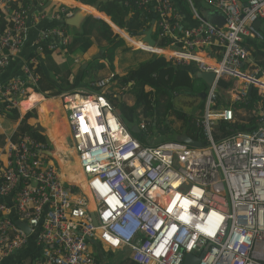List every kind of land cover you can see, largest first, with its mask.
Here are the masks:
<instances>
[{"label": "built area", "instance_id": "built-area-1", "mask_svg": "<svg viewBox=\"0 0 264 264\" xmlns=\"http://www.w3.org/2000/svg\"><path fill=\"white\" fill-rule=\"evenodd\" d=\"M186 1L195 25L185 23L174 0H136L154 15L152 37L157 31L154 45L140 48L215 75L195 121L204 145L145 144L132 136L105 94L113 76L95 83L97 93H62L60 98L69 99L66 145L84 174L86 195L62 178L43 153L44 144L27 133L14 139V132L2 133L0 126L5 139L0 145V264L31 238L39 250L32 264H97L93 245L111 251L126 246L123 257L135 264H185L188 254L200 255L197 264H264V70L251 64L243 44L246 38L264 39L256 26L264 22V0H202L223 14L220 27L202 16L193 0ZM7 2L0 0V20L8 21L0 30V75L25 45L29 30V7L11 8ZM65 12L62 7L50 18L60 21ZM67 42L61 27L38 32L20 75L0 81V110L1 105L20 109L38 87L36 67L44 48L64 51ZM225 75L236 81L227 91L233 101L245 99L251 85L262 106L255 129L217 140V123L235 122L232 106L215 107L217 83ZM139 129H147L144 120Z\"/></svg>", "mask_w": 264, "mask_h": 264}, {"label": "trees", "instance_id": "trees-1", "mask_svg": "<svg viewBox=\"0 0 264 264\" xmlns=\"http://www.w3.org/2000/svg\"><path fill=\"white\" fill-rule=\"evenodd\" d=\"M44 1V0H42ZM60 1L64 6L69 7H81L84 5L92 6L96 8L92 13L94 16L102 17L107 21H110L112 28L115 32L119 33L122 37H126L130 43L134 46H144L140 40H134L131 37H141L142 33L146 31L153 21L154 15L152 12L147 14L146 10L139 7L136 0H55ZM177 2L178 6L181 8L183 13V19L185 23L190 25H195L194 21L190 20L189 5L186 0H174ZM48 3V1H45ZM24 6H38L39 0H8L7 5L11 8H16L19 4ZM195 5L197 6L196 0ZM69 11L65 12L68 13ZM107 15V16H106ZM58 21V20H56ZM4 19L0 20V30L4 28ZM117 26V27H116ZM68 31V43L63 47L64 52L68 54H73L76 51L80 53H85L94 44L99 48L101 57L99 59L91 60L88 62L87 68L83 71L81 82L88 87L89 90H97L95 85V77L91 76L95 70H102L106 68V64L100 60L107 61V66L114 72V59H119V67L123 69V75L119 73H114L112 77L111 85L108 87L110 90L109 98L119 102L117 95L122 90L128 86L126 92L133 95V104L129 105L123 100L118 103L119 109L122 111L119 113L118 108L116 109L117 114L121 120L131 126L134 123L139 122V116L142 115L145 118H150L153 125L158 122L153 121V116L157 112V106L159 104H164L166 106L170 105L172 97L174 94H194L198 100L197 110L199 114L203 113L205 100L201 98L200 93H206L209 86L196 76L198 73V67L196 66V72H192L189 69V65L179 66L174 64L171 60H167L163 56H158L156 54L147 53L141 49L134 50L131 45H129L119 34L114 33L110 25L100 18H95L91 15L87 16L79 29L74 27L63 25ZM120 29H119V28ZM122 29V30H121ZM129 35L124 33V31ZM131 36V37H130ZM153 38L157 39V31L153 32ZM164 44L161 42L162 45ZM243 44L250 50V54L256 59L257 66L264 69V42H257L253 39L246 38ZM159 52V49L155 50ZM56 51L44 48L41 53V59L44 61L47 68L48 74H45L40 63L37 65L36 70L39 73V83L38 87L35 89V93L43 94L45 98H51L58 96L67 91H73L74 82H72V76L75 72L71 68L68 61L63 65H59L55 62L53 53ZM261 58V59H260ZM80 69V67H78ZM235 79L229 76H223L219 79L217 83V97L218 100L215 103L216 107L220 106H232L235 112L242 109L245 115L237 114L236 121L234 123H226L219 121L215 138L220 140L233 133L237 132H248L256 128L257 126V116L254 111L258 110L262 106V99L257 93L256 88H252L250 96L239 101H232L230 98L225 97L226 95L222 92L231 90L235 86ZM145 87H149L151 90H145ZM125 92V91H124ZM0 114L4 115L7 120H17L19 118V110L6 109L1 105ZM53 115L54 112L50 111ZM175 118L182 122H187L189 125V131H179V129L170 128V123L167 122V112L163 113L164 128L163 132L178 135L181 133H186L193 139H201V131L198 129L192 120V115H187L180 111H175L172 113ZM56 115V114H55ZM61 118V122L65 123L64 116L56 115ZM36 119V114L33 110L28 111L25 116L21 119L17 129L13 133V138L16 139L20 134L27 133L40 143L44 144L49 150L53 149L52 144L49 142L48 138L42 133L36 131L35 124L29 123V119ZM36 120L34 121V123ZM149 123V124H150ZM50 130L53 129L54 123H49ZM47 136L54 145L56 150L55 136L51 133H47ZM174 133V134H173ZM135 136L143 143H148L147 139H144V135L135 134ZM165 138L162 141H166ZM4 136L0 132V145L4 144ZM55 153V151H54ZM54 156V155H53ZM73 191H78V188L73 187ZM33 244V239H30L28 245ZM98 254H95V259L97 264L100 262L101 247L95 245ZM39 253L37 248H33L26 264H32L34 257ZM120 253V252H119ZM122 253L125 254V251ZM118 255V254H116ZM100 257V258H99ZM122 261L119 264H135L131 259L121 256ZM19 264H24V260L19 262Z\"/></svg>", "mask_w": 264, "mask_h": 264}, {"label": "crops", "instance_id": "crops-1", "mask_svg": "<svg viewBox=\"0 0 264 264\" xmlns=\"http://www.w3.org/2000/svg\"><path fill=\"white\" fill-rule=\"evenodd\" d=\"M13 1H16V0H13ZM45 1H48V3H46ZM76 1V0H75ZM78 2V1H76ZM80 3V2H78ZM196 3H198V5H202L204 6L205 8H209L211 9L209 6H207L205 3H203L202 0H196ZM21 4V3H20ZM19 4V5H20ZM82 4V3H80ZM23 5V4H21ZM84 5V4H82ZM84 6H88V5H84ZM29 7V6H28ZM62 7H64L66 9V12L69 11V14L70 15H73L78 9H81L79 7H69V6H64L63 4H61L60 1H55V0H39V3H38V6H33L31 5V7H29V11H28V22H29V30H28V33H27V41L25 43V45H23L19 51L14 54L12 56V59L9 63V65L7 66V68L4 70V72L0 75V81H6L7 79H10V78H13V77H17L20 75L21 71H20V67H21V64L23 63V61L25 59H27L28 56H31L30 54L34 51L35 49V46L33 45V41L35 40V38L37 37L38 35V32L43 29V28H47V27H61L63 29H65V27H63L64 24V20L69 16V14L67 13H64L62 15V19L60 21H56V19H51L50 17H55L56 15H58V13L60 12V9H62ZM91 8H93V12H94V9L99 12V13H102L103 15H105L103 12H100L98 11L96 8L92 7V6H89ZM73 9V10H72ZM196 10L198 11L199 8H196ZM86 12V11H85ZM87 13V12H86ZM42 14H45L46 15V18L45 19H38V17ZM93 16L95 18H100L102 20H104L102 17H99V16H94L93 14L91 13H87V16ZM86 16V17H87ZM107 16V15H106ZM85 17V18H86ZM50 18V19H49ZM84 18V19H85ZM105 21V20H104ZM8 22V21H7ZM6 21H4V28L8 25ZM106 22V21H105ZM109 23L110 25H112L113 23L110 21L107 22ZM82 24V23H81ZM80 24V26H81ZM114 25V24H113ZM69 26V25H68ZM73 27V26H71ZM112 28V26H110ZM117 27V26H116ZM3 28V29H4ZM76 28V27H74ZM80 28V27H79ZM119 28V27H118ZM78 29V28H76ZM120 29V28H119ZM113 30V28H112ZM122 30V29H121ZM114 31V30H113ZM124 31V30H123ZM260 31L263 33L264 35V25L262 24V22L260 23ZM115 32V31H114ZM117 33V32H115ZM124 33H126L124 31ZM119 34V33H117ZM127 34V33H126ZM120 35V34H119ZM128 35V34H127ZM121 36V35H120ZM122 37V36H121ZM129 37V35H128ZM131 37V36H130ZM129 45L130 42L128 41V39L126 37H122ZM133 38V37H131ZM134 39V38H133ZM134 40H140L141 43H144L142 42V37L141 39H134ZM254 41H257V42H264V39L263 40H257V39H253ZM144 45H146L144 43ZM133 48H137V49H141L140 47L138 46H134V45H131ZM97 46L94 44L93 46H91L85 53H80L79 51H76L75 53L73 54H68L64 51H56L55 53H53V57H54V60L57 64L59 65H63L66 61L69 62L71 68L74 70L75 74L74 76H72V82H74V90L73 91H67L65 93H75V92H79L80 90H85V92H88V93H97L100 91V88L96 87L97 90H89L87 86H85V88H79L80 84L82 83L81 82V78H82V75H83V71L87 68L88 66V62L89 61H93L95 59H92L93 57L95 58L97 54H100V51L98 49V52L96 53L95 50H97ZM135 49V50H137ZM143 50V49H141ZM144 51V50H143ZM264 51V50H262ZM148 52V51H147ZM167 51H160L158 53H164L166 54ZM200 51H196L195 53H199ZM250 52V50H249ZM151 54H154L152 52H149ZM251 53V52H250ZM165 57V56H163ZM250 57H253L251 54H250ZM42 58V57H41ZM166 58V57H165ZM251 59V58H250ZM261 59V58H260ZM101 62H104L106 64V68L102 69V70H95L91 76H94L95 77V83H97L99 80L101 79H104V78H107V77H110V76H114V73H116L115 71L114 72H111V70L108 68L107 66V61H104V60H100ZM251 64H253V66H256L257 67V62H256V59L253 57L252 59V62ZM84 65L85 68H82ZM196 66L195 64H189V69L192 71V72H196ZM253 66L251 68V70L253 69ZM259 66V65H258ZM78 67H80V69H78ZM248 66H244L243 69L247 68ZM260 67V66H259ZM106 69H109L107 70L108 73L106 75H101V74H98L99 72L101 71H104ZM116 70V68H115ZM264 70V69H263ZM197 74V72H196ZM98 78V79H97ZM112 82V81H111ZM111 85V83H109L107 85V90L106 92L110 93V90L108 89V87ZM129 86L126 87V90ZM145 90H151L149 87H145ZM124 93V91L122 92ZM121 93V94H122ZM38 94V93H37ZM40 96H42L43 98H45L43 95L39 94ZM120 95V93L118 94ZM36 96H33L31 97L30 99L34 98ZM28 99V98H26ZM25 99V103H22L21 106H23V108L20 107L19 109V118L17 120H7L6 117L3 115H0V126H1V131L2 133H12L14 132L21 119L25 116V114L28 112V111H31L33 110L35 113L37 111L38 113V117H39V121H36V124L38 122H40L42 124V126L45 128V131L49 134L51 133L52 130H50V126H49V123H54V130H53V135L55 136V141H57L56 143V147L57 149L55 150V153H54V156L51 157V159H57V161L59 160H63L68 166H70L71 168H73L76 172V176L74 178H71L72 181H81L82 184H83V191L84 190H87V187H86V183H85V179L83 178L84 174H82V171L80 170V168L78 167V170L72 165V163H70V161L68 160H65L63 158V154L66 153V152H70L73 154V150L69 149L66 145V139L65 137L67 138L68 136V133H67V128H66V124H67V120H66V108L64 107V113H63V108H62V104L64 106V103H61V100L59 102H55V101H51L53 98H46L45 101L44 100H38L37 103H34L33 105H29L30 102L29 100H26ZM48 99V100H47ZM59 99V98H58ZM119 100V98H118ZM123 100V98H121L120 96V101ZM232 100V98H231ZM124 101V100H123ZM233 101V100H232ZM28 102V103H27ZM125 102V101H124ZM60 103V104H59ZM126 103L129 104V105H132L133 104V95L130 96V99L126 100ZM28 104V105H26ZM36 108V109H35ZM22 110V111H21ZM50 111H53L54 114L51 115L50 114ZM255 112V111H254ZM60 115V116H64L65 115V120H66V124L65 123H62L61 122V118L60 117H57L56 115ZM237 114H241V115H245V112L240 109L239 111L236 112V116ZM252 114H256V113H252ZM118 115V114H117ZM119 116V115H118ZM257 116V114H256ZM238 117V116H237ZM47 119H49V122L47 121ZM4 121H7V124H8V128L6 127H3L2 126V123ZM11 121H14V123H16V125H12L11 124ZM18 123V124H17ZM35 124V125H36ZM10 125V127H9ZM63 132V133H62ZM43 135H45L49 142L52 144V146L54 147L53 143L51 142V140L49 139V137L47 136V134H45V132L43 133ZM1 149V148H0ZM51 152L53 153V150H51ZM72 159L75 161L74 159V154H73V157ZM76 162V161H75ZM69 163V164H68ZM78 166V165H77ZM63 168V167H62ZM32 247L36 248V246L34 245H31V246H27L23 249H21L19 252H17L15 255L13 256H9V257H6L4 259V261H2L1 264H19V262H21L22 260H24V264L28 263L26 262L28 260L29 255H30V252L32 250ZM103 264V263H102Z\"/></svg>", "mask_w": 264, "mask_h": 264}, {"label": "rangeland", "instance_id": "rangeland-1", "mask_svg": "<svg viewBox=\"0 0 264 264\" xmlns=\"http://www.w3.org/2000/svg\"><path fill=\"white\" fill-rule=\"evenodd\" d=\"M193 1L195 2V0H193ZM195 7L198 8L196 5H195ZM198 12H199V10H198ZM262 24L264 25V22H262ZM64 30L66 31V33L68 35V31L66 29H64ZM133 38L134 39H141V37H133ZM130 44L132 45V43H130ZM98 49L99 48H97V50H95L96 53L98 52ZM133 49L135 50L137 48H133ZM160 51H162V50H159V52ZM145 52H147V51H145ZM114 66L116 68V70L114 68V71L116 73H119V74L123 75L124 72H123V69H121L119 67V59L118 58H115L114 59ZM107 70H109V69H106L104 71H101L98 74L106 75L108 73ZM79 88H85L84 83H81L80 86H79ZM84 91L85 90H80L79 92H84ZM123 91H125V92L122 93V90H119L120 96L126 102V100L130 99L131 94L129 92H126V87L123 89ZM222 93L226 95L225 97H228V98L231 99V93H225L224 91ZM105 94H106L107 98L109 99L111 105L113 106L114 111L116 112V109L118 108L119 113H121L122 111L118 107V103H120V101L117 103V102H115V100H111L109 98V94L107 92ZM57 98H59L61 100V102H63L64 105H66V102H65V99L64 98H60V97L56 96L53 99H57ZM53 99L51 101H53ZM197 106H198V100H197V98H196V96L194 94H188V93H186V94H174L173 97H172V100L170 102V105L166 106L164 104H159L157 106V112L153 116V121L154 122H156V121L158 122L156 125H153V122L150 123V121H151L150 118H145V117H143L141 115L142 116L141 119L147 121L150 124H148L147 129L145 131H141L140 134L142 136L144 135V139L146 138L147 140H149L151 142L153 141L154 143H158V142H160V140H163V139H165L167 137H168L167 140H173L176 135L173 136L172 134L163 132V128L165 126L164 121H163V116H162L163 113L164 112H167L166 117H167V122L170 123V125H169L170 128H172V129H179V131H184L185 132V131H189V125H188V123L177 120L172 113H174L175 111H180V112H183V113H185L187 115H192V120H193V123L195 124V119L198 116L201 115V114L197 113L198 112ZM21 108H23V106H21ZM260 112H261V110H259V109L255 111L256 114H258ZM63 113H64V108H63ZM35 114H36V119H33V118L29 119V123L32 124V125L36 124V122L34 123L35 120L36 121H39V117H38L37 111H36ZM64 118H65V115H64ZM141 119L139 118V122H140ZM47 121L49 122V119H47ZM11 124L12 125H16V123H14V121H11ZM65 124H66V120H65ZM125 125L129 129V126L127 124H125ZM2 126L8 128L7 121H4L2 123ZM9 127H10V125H9ZM66 128H67V124H66ZM216 128H217V125H216ZM53 130H54V127L52 129V132H53ZM67 133L69 135L68 129H67ZM132 136H134L135 138H137L135 136V134H133V133H132ZM68 140H70L69 137H68ZM52 150H54V147H53ZM64 159L70 161V163H72V165L78 170L77 162H75L72 159V156H68V157L66 156V157H64ZM48 160H50L54 164V166L57 168L58 172L61 170L60 165L58 164V161H57L56 158L55 159H48ZM83 178L85 179L84 176H83ZM65 181H67L70 184H73V183H71V179H65ZM75 185H77V184H75ZM78 187L79 186H77V188ZM78 189L79 190L76 192L77 194L84 193V192H86L88 194V190H84L83 191V190H81V188H78ZM94 246L95 245H93V247ZM100 251H102V252H100V255H102L103 258H100L99 257L100 258L99 264H102V263L103 264H105V263L106 264H119L122 261L121 256L124 255V253H122V252L118 254V251H111L110 248H107L105 246H101V250ZM95 254H98L97 250L95 251ZM95 254H94V257H95ZM116 254H118V255H116Z\"/></svg>", "mask_w": 264, "mask_h": 264}, {"label": "water", "instance_id": "water-1", "mask_svg": "<svg viewBox=\"0 0 264 264\" xmlns=\"http://www.w3.org/2000/svg\"><path fill=\"white\" fill-rule=\"evenodd\" d=\"M197 7L199 8V12L202 14V16L209 21L212 24H215L217 26H222V24L224 23V16L223 14L216 10V9H209V8H205L202 5H198L197 3ZM87 16V13L83 10V9H78L73 15H69L65 20H64V24L65 25H69V26H73L79 29L80 24L83 22L84 18ZM106 22H108L106 19H104ZM109 24V23H108ZM110 25V24H109ZM111 26V25H110ZM256 26L260 27V22L257 21L256 22ZM142 42L147 43L150 46H153L155 41L152 37V26H150L146 31H144L142 33ZM101 57L100 54H97L96 57L92 58V59H99ZM251 61L253 59V57H250ZM39 63L44 71L45 74H48L47 68L45 66V63L42 59L39 60ZM86 65H84L82 68H85ZM196 76L198 78H200L201 80H203L206 85L211 86L214 82L215 79V75L212 72H203V71H199L196 74ZM131 85V82L128 84V86ZM252 90V86L250 85L248 88V96H250ZM201 94V98L204 99L205 98V93H200ZM117 98H119L120 100V95H117ZM36 131L40 132V133H44L45 132V128L40 124V122H38L35 125L34 128ZM130 131L133 134H140V129L137 126L136 123L132 124L130 126ZM173 140H177L179 142H183L188 144L191 147H201L204 145L203 141L196 140L191 138L190 136H188L186 133H181L175 136V138ZM44 154L48 155L49 157H53L52 152L50 150H44L43 151ZM91 218H92V222L94 225H97V221L95 218V214L91 213ZM19 227L24 230L26 233L29 232L28 227L25 223H18ZM93 240H91L92 242ZM200 255H195V254H188L186 256L185 259V264H197L199 261Z\"/></svg>", "mask_w": 264, "mask_h": 264}, {"label": "bare ground", "instance_id": "bare-ground-1", "mask_svg": "<svg viewBox=\"0 0 264 264\" xmlns=\"http://www.w3.org/2000/svg\"><path fill=\"white\" fill-rule=\"evenodd\" d=\"M81 9H83L84 11H86L87 13H93V8H91V7H89V6H81L80 7ZM33 96H36V97H34V98H32V99H30L31 97H33ZM30 99V100H29ZM45 100L46 98H43L42 96H40L39 94H37V93H35V92H32L29 96H28V99H26V100H29V102H30V104L29 105H33L34 103H37V101L39 100ZM79 99H80V97H77L76 98V102H78L79 101ZM66 101H69V99H65ZM25 100H23V101H21V103H20V107H21V105H22V103H25L24 102ZM53 101H55V102H59L60 101V99H53ZM28 103V102H27ZM61 103H63V102H61ZM60 104V103H59ZM26 105H28V104H26ZM62 108H64V106H63V104H62ZM41 124V123H40ZM42 125V124H41ZM63 133V132H62ZM65 139H66V137H65ZM54 151H55V149L53 150V153H52V155H54ZM73 154H74V152H73ZM74 159H75V161L77 162V165H78V167L80 168V166H79V163H78V160H77V157H76V155H74ZM58 163H59V165H60V168H61V176H62V178L65 180V179H71V178H74L75 176H76V172H75V170L73 169V168H71L70 166H68L63 160H59L58 161ZM63 167V168H62ZM81 170V169H80ZM82 174H83V172H82ZM71 183H74V184H77L82 190H83V184H82V182L81 181H72V179H71ZM86 195H88L86 192H84ZM89 207L91 208V209H93V204H92V202H90V204H89ZM115 251H118V254H119V252L121 253V252H123V251H125V254H127L128 252H129V249L126 247V246H123V245H121L119 248H117V249H115ZM106 264V263H105Z\"/></svg>", "mask_w": 264, "mask_h": 264}, {"label": "clouds", "instance_id": "clouds-1", "mask_svg": "<svg viewBox=\"0 0 264 264\" xmlns=\"http://www.w3.org/2000/svg\"><path fill=\"white\" fill-rule=\"evenodd\" d=\"M67 14H69V12L67 13ZM70 15V14H69ZM68 36V35H67ZM68 43V42H67ZM147 44V43H146ZM41 59V55H40V57H39V60ZM39 64V63H38ZM8 80V79H7ZM1 82H4V81H1ZM210 87V86H209ZM209 89V88H208ZM208 91V90H207ZM35 92V91H34ZM37 93V92H36ZM207 93V92H206ZM206 93H205V98H206ZM226 93H227V91H226ZM41 94V93H40ZM41 95H43V94H41ZM44 96V95H43ZM228 96V95H227ZM45 97V96H44ZM56 97V96H55ZM58 97H60L59 95H58ZM52 98H54V97H52ZM205 98H204V100H205ZM234 102V101H233ZM64 107H66L65 105H64ZM204 107H205V102H204ZM216 107V106H215ZM222 107H225V106H222ZM234 109V108H233ZM66 111H67V108H66ZM204 111V110H203ZM235 111V110H234ZM117 114V113H116ZM139 118L141 119L142 118V116L140 115L139 116ZM197 119V118H196ZM196 119H195V121H196ZM141 121H143V119H141L140 120V122ZM145 121V120H144ZM235 121H236V112H235ZM140 122L139 123H136L137 124V126L139 127V124H140ZM146 123H147V126H148V122L147 121H145ZM124 123V122H123ZM219 123V122H218ZM218 123H217V125H218ZM125 124V123H124ZM196 125V124H195ZM129 130H130V126H129ZM15 132V131H14ZM131 132V131H130ZM140 132H141V130H140ZM132 133V132H131ZM202 138V137H201ZM140 141V140H139ZM148 141V143H145V144H154V143H151L149 140H147ZM166 141H169V140H166ZM171 141H177V140H171ZM163 142V141H162ZM143 143V142H142ZM159 143V142H158ZM49 150V149H48ZM51 151V150H50ZM48 156V155H47ZM59 164V163H58Z\"/></svg>", "mask_w": 264, "mask_h": 264}, {"label": "flooded vegetation", "instance_id": "flooded-vegetation-1", "mask_svg": "<svg viewBox=\"0 0 264 264\" xmlns=\"http://www.w3.org/2000/svg\"><path fill=\"white\" fill-rule=\"evenodd\" d=\"M151 142V141H150ZM151 143H154L153 141Z\"/></svg>", "mask_w": 264, "mask_h": 264}]
</instances>
